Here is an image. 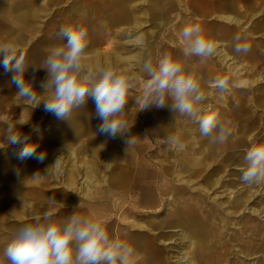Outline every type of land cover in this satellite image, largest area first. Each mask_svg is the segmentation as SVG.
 <instances>
[{
  "label": "rangeland",
  "instance_id": "obj_1",
  "mask_svg": "<svg viewBox=\"0 0 264 264\" xmlns=\"http://www.w3.org/2000/svg\"><path fill=\"white\" fill-rule=\"evenodd\" d=\"M30 1H33V3L36 2L34 0H0V42H7L15 39L18 43V51L25 55L26 62L37 67L45 59L47 50L51 46L63 43L58 36L59 30L62 26H81L84 28L87 27V36L94 39L93 44L88 45L87 54L83 59L85 65L95 67V63L93 62L90 53L92 49H95L96 53L98 52L105 56L103 59L104 65L109 66L108 64H111L110 66L120 69L118 62L116 61L115 52L120 50L123 55L127 54L129 50L133 48V45L125 43L124 40H127L130 36L134 37L144 30H150L152 22H155V19H150L148 21L142 20L139 15H136L132 11L135 7L132 2L134 0H127L122 3L120 8H113V6L110 8L109 12H111V18L110 23L108 24V26L112 23V25L125 24L127 28L112 29L109 27L106 30L108 33L104 34V36H100L99 34H93V32L95 24L98 27L99 23H102L101 19H95V23L93 22V19H91L88 25L84 23L83 19H81L83 9L88 8L90 5L89 0H64L58 4H55V0H45L47 3H42L43 10L38 16H31L29 26H21L20 29L7 26L11 21L15 20L16 15L20 11H24L26 8L33 10L34 4L30 3ZM141 1L147 2L146 6H142V12L144 15L150 17L152 15L151 9H156L157 7V15L163 17L162 5H159L156 2H153L152 4L151 0ZM174 1L178 4L170 9L169 15H171V19L169 24H167L168 26L160 29H153L154 32L147 33L144 36L145 41H148V44L151 45V59L154 65L159 60L158 56L160 57L162 52L159 51V55L157 56V50L160 49L162 45L156 47V42H158V44H161L162 41L165 42L166 39L168 40L167 35L170 34L172 37H176V40L173 38L174 41L171 42L169 48H176L174 46L177 45L179 40L181 41V52L183 53L184 41L180 36L182 28L185 26V23H199L202 26L203 19L209 9L208 4H211L214 0H192V3H190L189 0ZM155 3L157 6H155ZM252 3L256 6V10H252L253 13L264 8V1L249 0V4ZM205 4H207V6ZM94 6L95 5L93 4L92 7ZM85 21L87 22L88 20ZM139 21L147 22L144 25L143 23L138 25L136 28L137 22ZM165 24V20L163 19L160 27ZM245 25V27L250 29V32H254L253 35H250V39L260 41L264 44V12L257 14L254 18L247 19ZM108 26L105 25V27ZM98 31L102 32L100 28ZM243 34L246 33L239 32V35ZM100 37L104 38V43L102 44H100ZM221 42V40L218 41V48H221V45L219 44ZM251 49H254V47H251ZM243 62L244 64H249L246 60ZM37 71L38 69L34 70L30 67L26 74L29 75V77L26 76V78L31 79L33 74L35 72L37 73ZM134 71L136 72L134 66L133 69H124L125 74L134 77V84L136 83V87L134 86L128 91L127 104L123 119L126 121L128 128H130V134L136 136V143L128 146L126 143V136H122L121 139H118L117 141L106 136V144L111 151L114 148L112 147L113 141L116 146L119 145V148L123 151V155L120 157L121 159L119 158L117 161L111 160L109 164H106L102 161L104 154H100V158L96 159L95 156L88 152L89 148L87 144L91 132L76 131L72 129V127L77 126L72 119L74 112L69 119H58L54 114L44 111L43 103L37 107H35V102L32 104L26 103L17 95L15 86L9 83L13 73H6L3 66L0 65V264H7L2 253L3 249L10 241L14 230L22 223L30 220L33 215H42L45 211H48L50 205L57 208V210L52 211L54 213V219L69 216L75 211L79 214H85L91 216L93 219H97L95 216L92 217L87 210L90 209L92 203L96 202V200L94 202L91 201L95 192L97 191L98 193V191H101L99 188L104 190L105 186H114L115 188L113 189L116 191L113 194H117L120 197L125 196L128 198L130 196L129 199H124V201L127 202L124 211L127 212L129 210L134 213L127 216V220H141L151 223L145 225L134 222L120 223L119 219L113 216L110 218L112 219L111 221H114L112 223L113 226L110 225L111 222H108L110 224L105 225L108 232H116L118 229L120 233L124 234L127 233V228L130 230L132 229L130 233H139L137 232L139 229H146L152 232L146 243L147 246H152V253H145L143 248L140 250L134 249L133 262L134 260H145L149 255H151L150 259H152L153 256H157V252L158 254H162L163 257H166L165 260H167L168 264L186 263V261L181 260V251L178 253L176 248H174L178 244L177 248L181 249V238L176 240V233L179 232L177 231L178 228H168L169 226L167 225L163 229H160L161 227H159V221L166 222L169 218L167 215L162 214V211L165 208L164 196L166 194H171L173 190L177 191L175 192L177 202L175 201L172 202V205L170 204L171 208L175 209V206L181 205V198L183 197H181V193L185 192L186 194V189L181 183V178L174 177L172 174V177L169 176V179L173 180V183L171 184L176 187V189H173L172 185H168L169 190L165 194L161 191H158L157 194V191L153 189V195L150 197L155 199V201H150L152 199L148 200V196L147 198H143L141 204L143 209L139 203V197L141 196L143 188L147 185V182H152L151 187L158 189V186L163 179L159 174L163 164H166V166L169 167L172 172L174 171V173L178 171L176 168H179L178 162L181 155V147L178 145L173 146L167 142V137H176L174 134L179 127L153 126L155 127L153 129L147 128V121L145 119L146 111L149 109H156L159 112L163 108H157L155 106L145 108L147 98L144 96V90L148 76L143 71H137V74L133 75ZM242 78L251 79L253 87L264 85V80L256 79V77L251 75L248 71H243L241 76L237 79L242 80ZM41 80V78H35L34 80V87L40 91H42L39 88ZM236 81H234L235 83L233 82V87L229 90V92L233 93H226V97L214 89V92H217V94L220 95L211 99V105L209 107L213 108L212 110L219 114L221 122L224 121L225 125L232 129L234 134L231 135V137H241L244 145H242L243 147L240 146V149L223 147L217 153L212 154L211 156L214 158L211 160L209 169L206 170L208 173L205 176L217 171V175L222 174L225 177L234 175L240 177V167L234 169L232 166L235 163L234 160L236 154L241 153L240 150H243V153H245L247 147L250 148L256 144L264 143V103L258 108L251 107V102L247 100L251 91L242 92L239 88L241 84L239 81ZM40 99L41 97H38L37 102H39ZM237 99L238 101L241 99V102L245 106L246 115L242 117L239 116V113L235 108L239 106ZM86 107H88L86 111H89L92 114V122L97 123L95 131H98L101 121L97 117L96 107L91 98H88L86 103L77 110H85ZM223 111L225 112V115L223 114ZM234 111L237 114L234 113ZM200 114L203 115L205 113L204 111H200ZM165 116L166 118L169 117L171 122L176 126H180L181 123L190 126L188 129H191L190 131L194 136L192 137L193 140H195V137L197 140L201 137L199 124L193 118L180 115L172 108L165 114ZM22 123L25 124L21 126V131L25 135H28L30 138L29 142L37 144L41 151H47L48 147L53 146L51 148H57L56 155L58 156H63L65 152H69L70 154L68 157L75 160L73 163L74 165L81 164V166H85L87 165V162H94L93 174L88 178L84 188L78 183L82 179L79 176L78 178L76 177L75 182L73 181L70 186L66 185L65 182L61 180L64 178V168H60L59 165H57V168L59 169L58 176L57 174L54 175L51 171L50 165L47 166V164H50L48 159L39 162L35 158H31L24 163V159L18 157V152L22 145L13 146L7 144L5 135L9 126L19 127ZM34 127L38 130L33 131ZM202 140L206 139L203 138L200 141ZM179 141L182 145L185 143L184 140L181 141V139H179ZM195 144L198 145L197 143ZM139 145H141V147ZM37 152L39 153L40 151L37 150ZM222 159L228 160V162L220 166ZM18 168L19 174L14 173ZM110 170L113 174L115 173L116 179L109 180L107 175ZM37 172H39V175L34 177L33 175ZM234 172H238L239 174L235 175ZM150 175L152 176L151 178L146 177ZM135 177L139 178L137 179L139 180V183L142 180L143 185H140L139 183L134 184L133 182L130 185L132 178ZM202 181L203 179L199 178L196 180L195 184H199ZM239 182L246 186V184L241 182L240 178ZM253 186L259 188V190L255 194H251L252 191L249 192L248 202H251L250 204L255 207L264 208V184ZM48 197L54 198L56 203L49 204ZM67 200H70V204L65 203L68 202ZM113 200L115 199H113L112 196L108 200L109 204L106 206L108 212L110 211L109 207L113 209ZM221 200H223V198H221ZM79 204H81L82 207H77ZM145 204L155 210H145ZM60 209L67 210L62 211ZM245 213L247 214L248 211H245ZM252 215L255 216V214ZM257 219L259 222L264 223V215L260 217L258 215ZM160 234L175 239L177 243L172 240L169 244L164 245L163 242L155 238V235L159 236ZM244 236H247V234L245 233ZM252 237L254 236L252 235ZM151 240H154V243ZM235 248L236 247H231L229 253V256L233 259L237 254ZM260 249H262V246ZM260 252L261 251L259 250L253 255L256 256ZM168 253H173L174 256L169 259ZM240 255L243 256L241 257L240 262L242 261L244 263L253 264L256 261V257L253 255H245L242 252Z\"/></svg>",
  "mask_w": 264,
  "mask_h": 264
},
{
  "label": "bare ground",
  "instance_id": "obj_2",
  "mask_svg": "<svg viewBox=\"0 0 264 264\" xmlns=\"http://www.w3.org/2000/svg\"><path fill=\"white\" fill-rule=\"evenodd\" d=\"M34 1L36 2L33 3V1H30V3L34 4L33 10L26 8V10L20 11L16 15L15 20L11 21L7 26L17 29H20L21 26H29L31 16H38L43 10L42 3H47L45 0ZM261 1L264 0H260V2ZM207 4L205 5L207 6ZM208 5L209 9L208 11L206 10L207 13L203 19L202 28L205 30V35L213 40L216 54L201 64L199 63V58L194 56L186 58L181 50L177 48H169L166 49V51H162L159 58H161L164 53H169L172 56L174 55L173 57L178 58L181 62L190 66L193 75L200 80L201 89L206 95V100L201 106H198L201 111H204V113L205 109H208L211 105V99L220 95L217 94V92H214V89L211 86V82L217 78L227 80L229 82V90L233 87L232 84L234 81H239L241 84L239 88L242 92L251 91L247 99L251 102V107H261L262 103H264V85L253 87L251 79L242 78V80H238L237 78L241 76L243 71H248L251 75L255 76L256 79L264 80V44L260 41L251 40L250 35H253L254 32H250V29L245 27V21L264 12V8L253 13L252 10H256V6L254 3L249 4V0H242V2L241 0H214ZM155 6H157L156 3ZM157 16L159 18V27L163 22L164 17L160 15ZM142 23H144V21L137 22L136 28ZM155 24L157 25V23ZM154 27L156 28L155 25ZM151 32H154L152 28H150V30H144L134 37L130 36L127 40H124L125 43L132 44L133 48L125 55H123L120 50L115 52L116 61L121 70L133 69L134 66L136 72L134 71L133 75L137 74V71L142 72L143 61L152 56L151 45H149V42L144 39V36ZM239 32H245L246 34L239 35ZM237 35L241 37L240 43H246L249 45V51L246 54H237L233 50V46L236 42L235 37H237ZM219 40L222 41L219 43L221 48H218L219 45H217ZM88 41V45H92L94 39L88 37ZM166 41L172 42L173 38L171 39L170 37ZM183 46L184 48L186 47L185 43H183ZM251 47H254V49H251ZM90 53L95 66L104 65V55H101L98 52L96 53L95 49H92ZM244 60L248 61L249 64H244ZM108 65L110 66L111 64ZM26 76L29 77V75ZM45 76L46 71L44 69H38L37 73H34L35 78L44 79ZM134 85L136 87V83ZM237 102H239V106L234 107L239 113V116L242 117L246 115L245 106L241 102V99L240 101L237 99ZM87 109L88 107H86L85 110L74 111L72 119L77 126L72 127V129L76 131L91 132L87 144L89 148L88 152L95 156L96 159L100 158V154H104V157L102 158L104 163L109 164L111 160L117 161L123 155L122 149L119 148V145L116 146L114 141V146L112 145L114 148L112 151L108 148V145L106 144V135H102L98 131H95L97 123L92 122V114L89 111H86ZM170 109L171 105L169 103L168 106L163 107L159 112L156 109H149L145 114L148 129L155 128L153 126L182 127L180 129L178 128L174 135L181 139V141H185L181 147V155L178 162L179 168H176L178 171L174 173V171L172 172L166 164H163L159 171L160 177H163V179L158 186V189L154 188V190L157 191V194L158 191H161L164 194L167 193L169 190L168 185H172L171 183H173V180H170L169 176L172 177L173 174L174 177L181 178V183L186 189V194L185 192L181 193V197L183 196L181 198V205L175 206V209L171 208L170 204L172 205V202L176 201L177 196L175 192L177 191L173 190L171 194H166L164 196L165 208L162 211V214L167 215L169 218L166 222L159 221L160 229L165 228L166 225L169 226L168 228H178L177 231L179 232L176 233V240L181 238V249L177 248L178 244L174 248H176L178 253L181 251V260L186 261L184 264H248L242 261L240 262L241 257H243L240 253L242 252L245 255H255L259 250L261 251L260 253L256 256L253 255L256 257V261L253 264H264V223L259 222L257 219L258 215L259 217L264 215V208L255 207L250 204L251 202H248L249 192L252 191L251 194H255L258 192L259 188L240 184L239 176L231 175L225 177L222 174L217 175V171L205 176L208 173L206 170L209 169L211 160L214 158L211 155L217 153L223 147H229L231 149L239 148L240 146L243 147L242 145L244 144L242 138L229 137L228 141L224 144H209L207 138H205L206 140L200 141L203 139L202 137L198 140L195 137V140H193L192 137L194 136L190 131L191 129H188L190 126H186L185 123L176 126L171 122L169 117L166 118L165 114L169 112ZM212 109L213 108H211V110ZM234 113L236 112L234 111ZM223 114L225 115L224 111ZM222 123L225 124L224 121ZM233 134L234 132H232V135ZM121 137L122 136L117 135L113 139L117 141L118 139H121ZM51 147H48L47 151L43 152L46 153L45 160L48 159V161H50V164H47V166L50 165L51 171L54 175L57 174L58 176L59 169L57 168V165H59L60 168H64V178L61 180L64 181L66 185L70 186L73 181L75 182L76 177L78 178L79 176L82 179L78 183L84 188L88 178L93 174L94 162H87V165L85 166H81V164L74 165L73 163L75 160L68 157L70 154L69 152H65L63 156H58L56 155L57 148L54 149ZM248 149L249 148L247 147L246 151ZM37 150L41 151L40 148H37ZM240 151L241 153L236 154L234 160L235 163L232 165L234 169H238L237 167H240L242 164L244 151ZM30 159L31 158L24 159L23 162L25 163ZM227 162L228 160L222 159L220 166ZM18 172L19 168L16 169V172L14 173ZM234 174L237 175L239 173L234 172ZM107 177L109 180L116 179L115 173L113 174L111 170L108 172ZM199 178L203 179V181L199 184H195L196 180ZM133 183L135 184L136 182ZM148 183L149 182H147V185ZM172 188L176 189L173 185ZM148 197V200L152 199L150 196ZM221 198H223V200H221ZM67 201L68 202L65 203L70 204V200ZM150 201H155V199ZM245 211H248V213L246 214ZM252 214H255V216ZM90 215H92V217L95 216L93 214ZM126 231L127 233L123 234L117 229L116 232L110 231L109 234L127 240L134 249L140 250L143 248L145 253H152V246H147L146 244L152 233L151 231L139 229V231H137L139 233H130L132 229L130 230L129 228H127ZM245 233L247 236H244ZM252 235L254 237H252ZM155 238L163 242L164 245L169 244L172 240L177 243L175 239L168 238L164 236V234H160L159 236L155 235ZM151 241L154 243V240ZM261 246L262 249H260ZM231 247H236L235 252L237 254L234 259L229 256ZM156 254L157 256H153L152 259H150L151 255H149L145 260H134V264H168L167 260H165L166 257H163L162 254H158L157 252ZM173 256V253H168L169 259Z\"/></svg>",
  "mask_w": 264,
  "mask_h": 264
},
{
  "label": "clouds",
  "instance_id": "obj_3",
  "mask_svg": "<svg viewBox=\"0 0 264 264\" xmlns=\"http://www.w3.org/2000/svg\"><path fill=\"white\" fill-rule=\"evenodd\" d=\"M58 36L63 43L51 46L38 67L26 62L15 39L0 42V65L6 73H13L9 83L15 86L17 95L26 103L35 102V107L43 103L44 111L58 119H69L91 98L101 121L98 132L109 138L126 136L128 146L135 144L136 136L130 134L123 119L128 91L135 86L134 77L112 66L85 65L83 59L89 43L86 28L62 26ZM180 36L186 45L183 50L186 58L197 57L203 64L215 54L213 40L205 35L199 23L186 24ZM240 40V36L235 37L233 50L237 54H246L249 45ZM30 67L46 71L39 85L42 91L34 87V74L31 79L26 78ZM142 71L148 76L144 90L145 108H163L170 103L174 111L199 124L200 135L207 138L209 144L228 141L232 129L221 122L217 112L209 107L205 114H200L198 106L206 100V95L190 66L164 53L155 65L150 57L146 58ZM211 86L221 95L229 91V82L223 78L215 79ZM38 97H41L39 102ZM24 124L8 127L6 143L22 145L18 152L20 159L35 158L43 162L46 153H38V145L29 142V136L21 131ZM37 130L33 128V131ZM167 142L182 147L178 137L169 136ZM239 170L242 183L249 186L264 184V143L256 144L244 153ZM38 175L39 172L33 176ZM48 201L49 204L56 203L52 197H48ZM53 216L51 210L42 215L35 214L14 230L2 253L7 264H132L134 248L127 240L110 235L101 220L76 211L60 219H53Z\"/></svg>",
  "mask_w": 264,
  "mask_h": 264
},
{
  "label": "crops",
  "instance_id": "obj_4",
  "mask_svg": "<svg viewBox=\"0 0 264 264\" xmlns=\"http://www.w3.org/2000/svg\"><path fill=\"white\" fill-rule=\"evenodd\" d=\"M64 0H55V4L57 3H59V2H63ZM124 1H127V0H89V6H88V8H86V9H83V13H82V15H81V19H83V21H84V23L85 24H89V21L91 20V19H93V22L95 21V19L96 20H99V19H101L102 21V23H99V25H98V27H97V25L95 24V29H94V32H93V34H99L100 36H104V34H107L108 32H106V30H107V28H109V27H111L112 29H117V28H120V29H122L123 27L124 28H127V26L125 25V24H123V25H120V24H118V25H110V26H108V24L110 23V18H111V12H109V10H110V8L113 6V8H120L121 6H122V3L124 2ZM187 1V0H186ZM238 1H240V0H238ZM133 2V5L135 6L134 7V9H132V11L136 14V15H139L140 17H141V19L142 20H154L155 19V22L153 21L152 22V26H150L152 29H157V28H163V27H167L168 25L167 24H169V21H170V19H171V15H169L170 14V9L174 6V5H177L178 3H176L174 0H151V2H152V4H153V2H156L157 4H159V5H162L163 6V17H164V20H165V25H162V27H158V23H159V18H158V16H157V11H158V9H151V16L149 17V16H146V15H144L143 14V12H142V10H143V7L144 6H146V1L145 2H142L141 0H134V1H132ZM189 2L190 3H192V0H189ZM241 2H242V0H241ZM93 4L95 5L94 7H92L93 6ZM132 4V3H131ZM150 5H151V3H150ZM143 6V7H142ZM106 19H108V20H106ZM85 20H88L87 22L85 21ZM146 21V22H147ZM146 22H144L143 23V25L146 23ZM95 23V22H94ZM155 23H157V25L155 24ZM105 25H107L108 27H105ZM154 25L156 26V28L154 27ZM87 28V27H86ZM100 28L101 30H102V32H100V31H98V29ZM103 34V35H102ZM168 36V39L171 37V39L172 38H175V40H176V37H172V35H170V34H168L167 35ZM101 38V37H100ZM121 39V38H120ZM119 40V39H118ZM167 40V39H166ZM174 41V40H173ZM170 42V41H169ZM168 41H162L161 42V44L159 43L158 44V42H156V47H158L159 45H162L161 47H160V49H158L157 50V56L159 55V51H166V49H169V47H170V44H171V42L169 43ZM102 43H104V38H101V41H100V44H102ZM177 47V49H179V50H181V41H179L178 40V43H177V45H176ZM152 49V48H151ZM174 56V55H173ZM158 58H159V56H158ZM148 111V110H147ZM146 111V112H147ZM146 114V113H145ZM140 147H141V145H139ZM146 177H149V178H151L152 176L150 175V176H146ZM139 178H141V177H139ZM138 178V179H139ZM144 178V177H143ZM135 180H137V177H135V178H132V180H131V183H130V185L132 184V182H136V183H139V180L138 181H135ZM151 183L152 182H149V184L148 185H145V187L143 188V190H142V193H141V196L139 197V203H140V206H141V204H142V199L143 198H147V196H152L153 195V189L155 188V187H151L152 185H151ZM140 185H143V182L141 181L140 183H139ZM113 188H115L114 186H111V187H106L105 186V189L104 190H102L101 188H99V190H101V191H98V193H97V191L95 192V195L92 197V199H91V201L92 202H94L95 200H96V202L95 203H92V206H91V210L90 209H88L87 210V212L89 213V212H91L90 214H93V215H95V217L97 218V219H99V220H101L102 222H104V224L106 225V224H110V223H108V222H111V224L110 225H112L113 226V222L114 221H111L112 219H110V218H112L113 216L114 217H117L118 219H119V222L121 223H124V222H134V223H140V224H149L150 222H148V221H146V222H144V221H141V220H137V221H130V220H127V216H129V215H132L131 213H134V212H130L129 210L127 211V212H125L124 211V209L126 208L125 207V205L127 204V202L126 201H124V199L125 200H127V199H129L130 198V196L127 198V197H125V196H122V197H120L119 195H117V194H113V193H115V189H113ZM130 194V193H129ZM115 195H117V196H115ZM112 196V198L113 199H115V200H113V202H112V206H113V209H111L110 207H109V209H110V211L108 212V210H107V207L106 206H108L107 204H109V202H108V200H109V198ZM115 196V197H114ZM115 206V207H114ZM146 208H145V210H147V211H152V210H155V209H152V208H150L149 206H147L146 204L144 205ZM129 208V207H128ZM141 208L143 209V207L141 206ZM130 209V208H129ZM49 210H51V211H55V210H57V208L56 207H54V206H52V205H50V207H49ZM60 210H62V211H65V210H67V209H60ZM122 210H123V212H122ZM99 212V214H97ZM118 214V215H117ZM120 214V215H119ZM125 215V216H124ZM65 216V215H64ZM65 217H67V216H65ZM54 219V218H53ZM151 224V223H150ZM133 256H134V254H133ZM132 264H134V262H133V257H132Z\"/></svg>",
  "mask_w": 264,
  "mask_h": 264
}]
</instances>
